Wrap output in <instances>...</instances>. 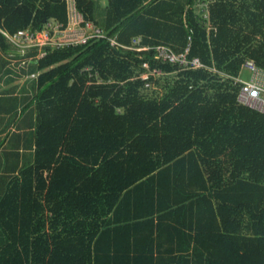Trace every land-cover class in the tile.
<instances>
[{
  "label": "trees",
  "instance_id": "obj_1",
  "mask_svg": "<svg viewBox=\"0 0 264 264\" xmlns=\"http://www.w3.org/2000/svg\"><path fill=\"white\" fill-rule=\"evenodd\" d=\"M74 1L103 35L21 49L8 35L66 28L69 1L0 0V50L39 72L31 157L0 174V264H264V112L235 81L264 69V0ZM220 158L234 181L216 169L213 186L203 165Z\"/></svg>",
  "mask_w": 264,
  "mask_h": 264
},
{
  "label": "crops",
  "instance_id": "obj_2",
  "mask_svg": "<svg viewBox=\"0 0 264 264\" xmlns=\"http://www.w3.org/2000/svg\"><path fill=\"white\" fill-rule=\"evenodd\" d=\"M101 1L102 5L105 6V0ZM69 24L67 26L68 28L70 26ZM71 29H76V27L71 25L69 30ZM76 34H78V31ZM60 37L63 38V33L55 34L53 32L51 35V40H60ZM26 62L28 64H26ZM31 63V59L28 60L23 55H14L12 53L5 54L0 50V174L3 172L6 174L5 169L8 168L9 172L12 171L13 167L17 163L20 166L27 156L31 157V150L26 148V137L30 129L28 128L26 119L27 109L24 110V108L29 101L28 96H32L33 93L32 80L39 74V72H27V69H29ZM244 70L245 69L242 70L240 76L241 78ZM261 70L262 71L260 72L258 81L264 84V69L261 68ZM251 78L249 80H251ZM11 151H17V153H19L18 156H9V152ZM218 161L220 162L219 166L221 165V167H217L214 164L212 166L203 165V170L205 171L207 178H210V181H208L213 186H217L215 181L216 175L212 174L213 170L219 168L228 169V167H230L232 170V167H234L233 161H228L225 158H220ZM222 163L224 167L222 166ZM208 167L213 169L210 172V176L207 173ZM217 175H220V173ZM7 178L9 179V177ZM213 179H215L214 183H212ZM226 179L227 177L223 179V182H221L222 184L219 186L227 185L234 181V179H232V181L229 182ZM6 182V179L4 180L2 177H0V192L3 187H6ZM65 213L68 214V211L66 210ZM47 216H51V212L48 209ZM62 218L64 219V217Z\"/></svg>",
  "mask_w": 264,
  "mask_h": 264
},
{
  "label": "built area",
  "instance_id": "obj_3",
  "mask_svg": "<svg viewBox=\"0 0 264 264\" xmlns=\"http://www.w3.org/2000/svg\"><path fill=\"white\" fill-rule=\"evenodd\" d=\"M74 11V15H70L69 28H71V25H73L74 27H76V29H71V31L68 27L63 28V25L61 23L54 21L48 23L45 26V29L40 32H32L28 29L19 30L14 35H8V37L15 45H17L21 49H24L35 44L43 45L48 42L50 43L52 41L50 35L51 31H53L55 34L64 33L65 31L75 34L78 31V35L80 36V38L76 37V39H74L73 37H71V39L69 40H60V42L58 43L59 45L66 42L74 44L86 43L89 39L88 30H91L93 36L103 35L104 32L100 28L94 26L89 22L85 27L81 25L84 19L82 14L76 9L75 3ZM74 16L76 17L74 18ZM188 51L189 47H186L185 51L177 53L170 46L159 44L156 46V58L164 62L176 64L181 69H196L202 67L203 64L198 57H193L192 59L188 57ZM245 65L250 68V70H252L254 74L253 78L250 81H244L240 78L235 79V81L237 82H242L238 94V100L245 106L264 112V84L258 81V77L262 70L252 60L247 61ZM145 66L148 67V64L145 63ZM148 74L149 73H145L143 75V78H148ZM150 74H161V70L155 69Z\"/></svg>",
  "mask_w": 264,
  "mask_h": 264
},
{
  "label": "rangeland",
  "instance_id": "obj_4",
  "mask_svg": "<svg viewBox=\"0 0 264 264\" xmlns=\"http://www.w3.org/2000/svg\"><path fill=\"white\" fill-rule=\"evenodd\" d=\"M69 1V15H71V16H73L74 15V13H75V11H74V3H75V1L74 0H68ZM105 2H107V0H105ZM207 2H205L204 4L203 3H199L197 6H196V12L197 13H199L200 15H203L205 18H209V11H208V4H206ZM76 16H74V18H75ZM78 19V18H77ZM71 31V30H70ZM71 37H73L74 39H76V37H78V38H80V36L78 35V34H73V33H68L67 31H65L64 33H63V38L62 37H60V40H62V41H65V40H69V39H71ZM251 76H252V72L250 71V70H248V69H245L244 71H243V75H242V77L245 79V80H249L250 78H251ZM152 87V86H151ZM155 89H157V91H159V92H161L162 91V88L161 87H157V88H155ZM156 91V90H155ZM222 166H223V163H222ZM219 167H221V165L219 166ZM224 167V166H223ZM220 169V173H222L221 175H222V177H224V178H226L227 177V181H232V173H231V168L230 167H228V169L226 170V168H225V171H224V169L222 168H219ZM208 171H207V173H208V175L210 176V172L213 170V169H211L210 167H208V169H207ZM222 171H224V172H222ZM223 178V179H224ZM215 179H213L212 180V183H214L215 181H214Z\"/></svg>",
  "mask_w": 264,
  "mask_h": 264
}]
</instances>
